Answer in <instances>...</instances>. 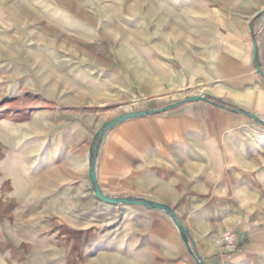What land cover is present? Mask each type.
<instances>
[{
    "label": "rangeland",
    "instance_id": "obj_1",
    "mask_svg": "<svg viewBox=\"0 0 264 264\" xmlns=\"http://www.w3.org/2000/svg\"><path fill=\"white\" fill-rule=\"evenodd\" d=\"M158 1L0 0V264H200V257L207 264L210 256L230 255L213 237L235 218L249 216L264 233V217L251 207L188 206L171 192L152 191L140 173L142 160L125 152L120 162L129 171L134 163L138 176L100 172L112 164L100 160L99 130L135 107L80 110L91 93L82 64L98 61L93 47L105 33ZM253 125L264 135L263 126ZM257 145L246 166L258 174L245 176V196L264 210V142ZM92 149L103 193L168 206L186 228L189 245L162 210L98 200L89 177ZM175 238L185 250L181 258ZM203 245L212 250L205 257Z\"/></svg>",
    "mask_w": 264,
    "mask_h": 264
},
{
    "label": "crops",
    "instance_id": "obj_2",
    "mask_svg": "<svg viewBox=\"0 0 264 264\" xmlns=\"http://www.w3.org/2000/svg\"><path fill=\"white\" fill-rule=\"evenodd\" d=\"M121 26L93 47L98 63L82 64L91 93L80 110L96 113L126 103L135 107L129 112L149 111L197 96L208 99L115 125L100 149L101 162L112 165L100 172L138 176L134 163L129 171L120 162L125 152L142 160L140 173L152 191L171 192L188 206L225 202L251 207L264 217L263 207L245 196V176L258 174L246 162L256 158L257 144L264 142L261 128L215 103L264 118V0H159L157 6L131 13ZM240 217L239 249H221L230 255L210 256L207 264H264V233L249 216ZM173 242L181 258V239ZM200 251L205 257L212 250L203 245Z\"/></svg>",
    "mask_w": 264,
    "mask_h": 264
},
{
    "label": "water",
    "instance_id": "obj_3",
    "mask_svg": "<svg viewBox=\"0 0 264 264\" xmlns=\"http://www.w3.org/2000/svg\"><path fill=\"white\" fill-rule=\"evenodd\" d=\"M254 53H255V59L257 58V45L256 43H254ZM258 71L260 73H262V70L260 68H258ZM207 97H201V96H197V97H193V98H189L184 102H180L178 104H175L173 106H169L167 108L164 109H159V110H149V111H134V112H129L127 114H124L122 116H119L113 120H111L110 122H108L106 124V126H104L103 128H101L99 130V137L102 138L104 136V134L109 131L110 129H112L115 125L128 120V119H132V118H136V117H142V116H149V115H157L160 113H164L167 112L169 110H172L184 103L187 102H196V101H200V100H207ZM216 101V100H215ZM218 102V100L216 101ZM217 104V103H216ZM217 105H221L225 108H227L228 110L234 111V106H231L229 104H217ZM237 113H240V111H236ZM241 114L247 115L248 117H250L251 119L255 120L257 123H259L261 126L264 127V121L260 120L258 117H256L255 115L251 114V113H247L243 110H241ZM91 154L93 156V158L91 159L90 162V171H89V177L91 180V183L94 187V194L95 197L107 204L110 205H120V204H126V205H134V206H141V207H145V208H156L158 210H162L163 212L167 213L171 219L173 220L174 223H176L182 230L186 240L187 237H189V234L186 230V228L181 224V222L179 221V219L177 218V216L173 213V211L166 205L164 204H159V203H155L152 201H148V200H138V199H128V198H114V197H109L107 196L105 193L102 192L101 188L99 187L98 183H97V178H96V171H95V154L93 152V149L91 151ZM187 245L188 244V240H187ZM200 264H205L204 261L201 259L200 257Z\"/></svg>",
    "mask_w": 264,
    "mask_h": 264
},
{
    "label": "built area",
    "instance_id": "obj_4",
    "mask_svg": "<svg viewBox=\"0 0 264 264\" xmlns=\"http://www.w3.org/2000/svg\"><path fill=\"white\" fill-rule=\"evenodd\" d=\"M244 223L243 218H238L234 224L224 230L220 235L213 237L215 245L225 252H235L239 249V236L237 228Z\"/></svg>",
    "mask_w": 264,
    "mask_h": 264
},
{
    "label": "bare ground",
    "instance_id": "obj_5",
    "mask_svg": "<svg viewBox=\"0 0 264 264\" xmlns=\"http://www.w3.org/2000/svg\"><path fill=\"white\" fill-rule=\"evenodd\" d=\"M174 225H175L176 229L178 230V232H179V234H180V237H181V239L183 240V242H184L185 244H187V240H186V238H185V236H184V234H183L181 228H180L176 223H174Z\"/></svg>",
    "mask_w": 264,
    "mask_h": 264
},
{
    "label": "trees",
    "instance_id": "obj_6",
    "mask_svg": "<svg viewBox=\"0 0 264 264\" xmlns=\"http://www.w3.org/2000/svg\"><path fill=\"white\" fill-rule=\"evenodd\" d=\"M215 103H217V104H223L222 102H215ZM234 111L236 112V111H240V113H241V109H239V108H234Z\"/></svg>",
    "mask_w": 264,
    "mask_h": 264
}]
</instances>
